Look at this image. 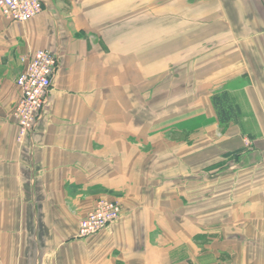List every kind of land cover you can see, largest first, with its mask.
<instances>
[{"label":"crops","instance_id":"obj_1","mask_svg":"<svg viewBox=\"0 0 264 264\" xmlns=\"http://www.w3.org/2000/svg\"><path fill=\"white\" fill-rule=\"evenodd\" d=\"M42 2L0 13V264H264V0ZM39 49L59 67L18 141ZM102 198L121 216L76 237Z\"/></svg>","mask_w":264,"mask_h":264},{"label":"built area","instance_id":"obj_2","mask_svg":"<svg viewBox=\"0 0 264 264\" xmlns=\"http://www.w3.org/2000/svg\"><path fill=\"white\" fill-rule=\"evenodd\" d=\"M42 9V0H0V13L14 22H27ZM22 61L24 68L16 79L19 96L12 112L18 129V141H23L33 131L59 67L57 54L47 49L36 50ZM121 214L118 200H97L95 206L79 220L76 237L83 238L99 232L114 223Z\"/></svg>","mask_w":264,"mask_h":264},{"label":"trees","instance_id":"obj_3","mask_svg":"<svg viewBox=\"0 0 264 264\" xmlns=\"http://www.w3.org/2000/svg\"><path fill=\"white\" fill-rule=\"evenodd\" d=\"M212 103L217 111L218 117L222 122H226L237 118L236 107L232 105L225 92L214 94Z\"/></svg>","mask_w":264,"mask_h":264}]
</instances>
